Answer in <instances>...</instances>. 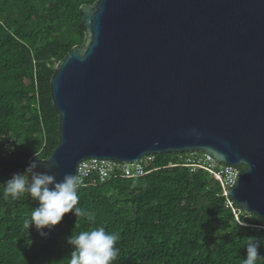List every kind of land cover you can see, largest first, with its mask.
Segmentation results:
<instances>
[{"label": "water", "instance_id": "water-1", "mask_svg": "<svg viewBox=\"0 0 264 264\" xmlns=\"http://www.w3.org/2000/svg\"><path fill=\"white\" fill-rule=\"evenodd\" d=\"M86 43L50 80L59 141L45 159H0L76 174L85 159L205 152L241 167L226 194L264 220V0H97ZM30 178V177H29Z\"/></svg>", "mask_w": 264, "mask_h": 264}, {"label": "trees", "instance_id": "trees-1", "mask_svg": "<svg viewBox=\"0 0 264 264\" xmlns=\"http://www.w3.org/2000/svg\"><path fill=\"white\" fill-rule=\"evenodd\" d=\"M95 1L0 0V141L13 140L10 158L45 159L57 146L50 80L57 63L86 43L80 6ZM177 156L155 155V170L143 177L79 187L78 206L95 222L77 225L70 212L47 237L24 226L37 201L27 193L3 198L4 182L22 168L0 164V264H68L67 238L98 226L119 237L113 264H243L248 239L264 241V229L250 225L264 220L247 213L240 224L224 208L219 183L176 165ZM259 253L264 264V243Z\"/></svg>", "mask_w": 264, "mask_h": 264}, {"label": "clouds", "instance_id": "clouds-1", "mask_svg": "<svg viewBox=\"0 0 264 264\" xmlns=\"http://www.w3.org/2000/svg\"><path fill=\"white\" fill-rule=\"evenodd\" d=\"M9 150L14 151V148ZM38 162V159L32 161L23 173H14L3 186L5 200L11 198L17 201L27 193L38 202V206L25 219L24 226L28 229L34 226L41 237H47L48 232L70 212L77 218V225L78 218H86L89 223H94L95 216L78 206L80 178L75 174H65L62 180L57 181L55 174L37 172ZM118 239L117 234L106 232L103 226L72 234L67 238V243L73 249L68 264H113L118 254ZM261 243L264 241L254 237L248 239L243 264H257L261 258Z\"/></svg>", "mask_w": 264, "mask_h": 264}, {"label": "built area", "instance_id": "built-area-1", "mask_svg": "<svg viewBox=\"0 0 264 264\" xmlns=\"http://www.w3.org/2000/svg\"><path fill=\"white\" fill-rule=\"evenodd\" d=\"M13 145V140L9 138L6 141H0V158L8 159L12 151L9 149ZM155 160V155H145L134 162H118L110 159L90 158L85 159L78 164L76 174L81 181V186L102 185L117 178H139L154 171L151 164ZM178 164L188 167L191 172L201 170L209 174L220 185L224 201V208L232 212L235 219L242 225L246 223L241 221L242 216L248 212L241 209L227 194L228 189H232L237 182V178L242 169L239 166L227 165L217 162L211 155L205 152L178 153L176 158ZM25 169L19 171L23 173ZM251 230L259 231L264 226L250 225Z\"/></svg>", "mask_w": 264, "mask_h": 264}]
</instances>
